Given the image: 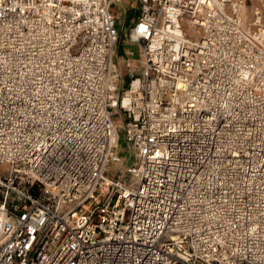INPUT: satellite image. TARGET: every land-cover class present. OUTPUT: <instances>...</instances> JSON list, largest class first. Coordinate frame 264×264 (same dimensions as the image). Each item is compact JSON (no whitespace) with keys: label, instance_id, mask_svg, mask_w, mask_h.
Segmentation results:
<instances>
[{"label":"built area","instance_id":"1","mask_svg":"<svg viewBox=\"0 0 264 264\" xmlns=\"http://www.w3.org/2000/svg\"><path fill=\"white\" fill-rule=\"evenodd\" d=\"M115 2L0 0V264H264V0H138L127 73Z\"/></svg>","mask_w":264,"mask_h":264},{"label":"rangeland","instance_id":"2","mask_svg":"<svg viewBox=\"0 0 264 264\" xmlns=\"http://www.w3.org/2000/svg\"><path fill=\"white\" fill-rule=\"evenodd\" d=\"M113 12L118 13L120 15V19L118 21V30L121 34L120 43L118 45L117 49V62H120L122 65V72L127 73L126 68V60L128 58L138 59L140 57V48L137 45H129L126 44L125 40V30L126 28H129L132 25L133 20L137 17V13L139 11V3L138 0H119V2H115L113 6ZM248 12H252L251 5H248ZM190 32V29H188ZM126 52H133L132 57H128L126 55ZM129 84V78L126 76L124 79L123 88H127ZM118 114V111H116V115ZM116 122L119 124H122V121L119 119V117L116 116ZM119 155L121 157V160L123 164H126V168L132 167L135 163V157L131 155L129 145L127 143L126 137L124 133L120 134V147H119ZM122 166L119 164H112L110 166V171L108 173V176L110 178H115L118 173L121 171ZM5 168L0 167V172H3ZM125 173V172H124Z\"/></svg>","mask_w":264,"mask_h":264}]
</instances>
